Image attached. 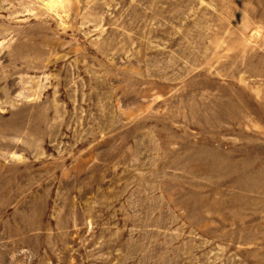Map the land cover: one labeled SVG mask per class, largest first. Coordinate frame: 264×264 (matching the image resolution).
<instances>
[{"label":"rangeland","instance_id":"rangeland-1","mask_svg":"<svg viewBox=\"0 0 264 264\" xmlns=\"http://www.w3.org/2000/svg\"><path fill=\"white\" fill-rule=\"evenodd\" d=\"M0 264H264V0H0Z\"/></svg>","mask_w":264,"mask_h":264}]
</instances>
